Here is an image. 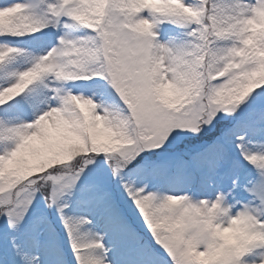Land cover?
Listing matches in <instances>:
<instances>
[{"label": "snow or ice", "instance_id": "1", "mask_svg": "<svg viewBox=\"0 0 264 264\" xmlns=\"http://www.w3.org/2000/svg\"><path fill=\"white\" fill-rule=\"evenodd\" d=\"M0 264H264V0H3Z\"/></svg>", "mask_w": 264, "mask_h": 264}, {"label": "rangeland", "instance_id": "2", "mask_svg": "<svg viewBox=\"0 0 264 264\" xmlns=\"http://www.w3.org/2000/svg\"><path fill=\"white\" fill-rule=\"evenodd\" d=\"M3 2V0H0V3H2Z\"/></svg>", "mask_w": 264, "mask_h": 264}]
</instances>
